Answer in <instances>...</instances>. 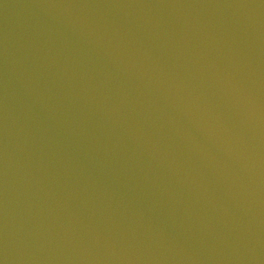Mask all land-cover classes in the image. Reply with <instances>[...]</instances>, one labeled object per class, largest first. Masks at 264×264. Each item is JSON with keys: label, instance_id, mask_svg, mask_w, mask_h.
I'll return each instance as SVG.
<instances>
[{"label": "water", "instance_id": "95a60500", "mask_svg": "<svg viewBox=\"0 0 264 264\" xmlns=\"http://www.w3.org/2000/svg\"><path fill=\"white\" fill-rule=\"evenodd\" d=\"M0 264H264V0H0Z\"/></svg>", "mask_w": 264, "mask_h": 264}]
</instances>
